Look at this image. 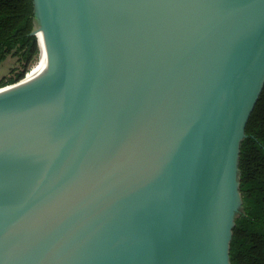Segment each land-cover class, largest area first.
<instances>
[{
	"label": "water",
	"instance_id": "water-1",
	"mask_svg": "<svg viewBox=\"0 0 264 264\" xmlns=\"http://www.w3.org/2000/svg\"><path fill=\"white\" fill-rule=\"evenodd\" d=\"M32 5L45 69L0 87V264H231L264 0Z\"/></svg>",
	"mask_w": 264,
	"mask_h": 264
},
{
	"label": "trees",
	"instance_id": "trees-1",
	"mask_svg": "<svg viewBox=\"0 0 264 264\" xmlns=\"http://www.w3.org/2000/svg\"><path fill=\"white\" fill-rule=\"evenodd\" d=\"M32 0H0V62L15 57L20 71L0 79L17 82L39 55ZM240 148L242 210L230 244L231 264H264V89L246 125Z\"/></svg>",
	"mask_w": 264,
	"mask_h": 264
},
{
	"label": "rangeland",
	"instance_id": "rangeland-1",
	"mask_svg": "<svg viewBox=\"0 0 264 264\" xmlns=\"http://www.w3.org/2000/svg\"><path fill=\"white\" fill-rule=\"evenodd\" d=\"M38 58L39 55L36 58V60L29 65L26 72H28V70L37 63ZM18 71H20V67H18L17 60L15 57L7 56L0 62V79L2 78L8 79Z\"/></svg>",
	"mask_w": 264,
	"mask_h": 264
},
{
	"label": "bare ground",
	"instance_id": "bare-ground-1",
	"mask_svg": "<svg viewBox=\"0 0 264 264\" xmlns=\"http://www.w3.org/2000/svg\"><path fill=\"white\" fill-rule=\"evenodd\" d=\"M38 37L40 40V52H39V58L38 61L35 65H33L27 72L25 81L32 79L39 75L42 71L45 69V55H44V50H43V45L41 41L40 34L38 33Z\"/></svg>",
	"mask_w": 264,
	"mask_h": 264
},
{
	"label": "built area",
	"instance_id": "built-area-1",
	"mask_svg": "<svg viewBox=\"0 0 264 264\" xmlns=\"http://www.w3.org/2000/svg\"><path fill=\"white\" fill-rule=\"evenodd\" d=\"M27 74V73H26Z\"/></svg>",
	"mask_w": 264,
	"mask_h": 264
}]
</instances>
